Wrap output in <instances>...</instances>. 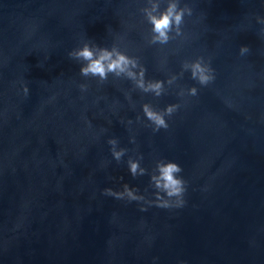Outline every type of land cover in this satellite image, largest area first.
<instances>
[{
  "label": "water",
  "instance_id": "95a60500",
  "mask_svg": "<svg viewBox=\"0 0 264 264\" xmlns=\"http://www.w3.org/2000/svg\"><path fill=\"white\" fill-rule=\"evenodd\" d=\"M181 3L193 14L160 45L148 0H0V264H264V0ZM84 43L176 80L155 97L83 77L67 54ZM197 57L215 77L204 87L181 67ZM146 103L180 107L153 132ZM109 139L127 149L119 163ZM137 157L182 168V208L102 195L127 184L153 199L128 172Z\"/></svg>",
  "mask_w": 264,
  "mask_h": 264
},
{
  "label": "clouds",
  "instance_id": "9594fccd",
  "mask_svg": "<svg viewBox=\"0 0 264 264\" xmlns=\"http://www.w3.org/2000/svg\"><path fill=\"white\" fill-rule=\"evenodd\" d=\"M150 8L143 9L147 23L150 25L152 33L151 43L166 45L175 36L183 34L182 27L185 23V17L193 14L192 8L181 0H148ZM163 5V7H161ZM257 22L264 25V18H258ZM264 34V28L261 29ZM249 52L247 46H241L240 55ZM68 57L72 60L81 61L79 73L83 77L98 78V83H103L111 74L115 77H124L126 80L134 83L135 88L142 93H151L155 97L164 94V84H172L176 80L173 76L167 81L145 80L146 69L139 66L136 59L120 52L116 47L111 49L99 47L84 43L80 48L68 52ZM184 72L190 73V78L196 81L201 87L207 86L214 80L213 69L210 62H205L204 58L197 57L194 61L181 65ZM81 91L86 90L85 85H80ZM27 94L28 89H22ZM188 96H196L197 88L191 87L187 89ZM182 96L183 92L177 93ZM180 107L179 104L166 106L163 110H156L150 104L141 106L144 118L153 126V132L160 129H167L168 124L165 117H171ZM139 120V117H137ZM131 123V121H129ZM134 142V141H130ZM110 146V153L116 162H120L121 158L126 154L127 149L117 148L118 141L109 139L107 141ZM142 157L133 160H127V169L129 174L136 178L138 176H149V185L153 189V199H146L144 195L137 194L138 189L130 188L127 184L122 185V190L114 191L106 188L102 191V195L112 197L117 200H126L127 202L142 203L147 206H155L161 209L182 208L185 205L184 195L187 188V182L180 176L182 168L175 162L158 160L155 167L149 173L145 168L140 166ZM140 211H146L145 207H141Z\"/></svg>",
  "mask_w": 264,
  "mask_h": 264
}]
</instances>
